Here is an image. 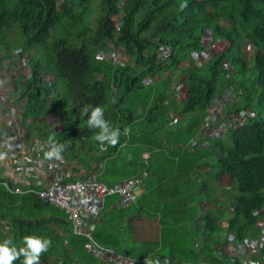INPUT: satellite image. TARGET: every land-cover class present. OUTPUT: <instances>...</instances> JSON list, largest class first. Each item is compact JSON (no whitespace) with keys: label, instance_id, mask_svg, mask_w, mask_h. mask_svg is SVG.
Listing matches in <instances>:
<instances>
[{"label":"trees","instance_id":"trees-1","mask_svg":"<svg viewBox=\"0 0 264 264\" xmlns=\"http://www.w3.org/2000/svg\"><path fill=\"white\" fill-rule=\"evenodd\" d=\"M14 28L18 56L31 75L16 83L26 142L36 141L46 152L52 136L65 146L60 157L85 164L87 175L93 163L117 166L130 146L140 153L176 145L203 152V164L235 196L231 209L217 201V211L196 223L192 240L198 252L191 249L192 255L205 264H241L245 252L228 255L225 249L258 238L253 212L264 209V0H0V54L6 57ZM212 46L221 50L199 67L193 63L192 54ZM159 49L168 52L162 60ZM108 50L125 61L102 59ZM225 92L233 98L225 103V117L247 109L254 116L208 138V108ZM85 105L103 107V118L120 131L115 145L94 138L99 129L86 126ZM169 111L177 122L172 127ZM149 167L139 161L116 170L127 179H146ZM107 177L98 180L106 183ZM114 199H106V206ZM124 217L100 216L92 232L97 244L122 256L130 249L121 245L128 229ZM3 224L9 228L4 240L18 245V252L25 236L49 239L39 264H100L83 251L86 240L71 233L64 213L33 193L14 195L0 186ZM162 239L171 241L170 235ZM252 259L264 264V246ZM22 260L21 254L11 264Z\"/></svg>","mask_w":264,"mask_h":264},{"label":"built area","instance_id":"built-area-1","mask_svg":"<svg viewBox=\"0 0 264 264\" xmlns=\"http://www.w3.org/2000/svg\"><path fill=\"white\" fill-rule=\"evenodd\" d=\"M207 38L209 43L210 36ZM217 52V47L212 46L206 48L200 55L192 54L191 57L193 63L199 67L211 60ZM158 53L157 57L162 60L168 52L159 49ZM121 58L112 50L102 54V59L111 63H117ZM30 76L25 60H20L17 51H12L9 57L0 54V186L14 195L33 193L43 203L64 213L72 234L85 238L87 242L83 250L98 263L135 264L137 260L97 244L93 240L92 232L105 200L115 197L119 208H129L135 201V189L140 186L146 175L125 179L113 186L105 185L96 175L72 179L70 168L63 157L59 159L45 157V152L37 148L36 141L27 143L26 138L21 135V131H24L22 127L24 100H19L21 87L16 83L20 78L26 81ZM225 94L232 96L229 92L222 96ZM179 95L181 96V94L174 96L180 97ZM221 102V97L215 98L208 108L205 119L208 138L222 136L218 132L224 134L230 125L241 126L254 116L252 111L247 109L225 117V103ZM170 117L172 123L176 122L175 114ZM202 144L206 146V142ZM253 215L256 218L255 228L259 231L258 238L245 240L238 246L230 245L226 249L230 254L239 256L245 252L246 257L241 259V264H263L254 261L252 257L264 246V209L254 211Z\"/></svg>","mask_w":264,"mask_h":264},{"label":"crops","instance_id":"crops-1","mask_svg":"<svg viewBox=\"0 0 264 264\" xmlns=\"http://www.w3.org/2000/svg\"><path fill=\"white\" fill-rule=\"evenodd\" d=\"M130 148L128 158H118L120 160L117 159L115 162L117 166L109 164L106 160L97 165L93 163L88 175L85 164L83 167L69 159L64 161L70 168L72 179H81L86 175H96L98 179L100 176L109 175L106 181L104 180L107 186L127 179L117 171L122 164L137 165L139 161H148L150 171L147 178L134 191V204L127 209H121L116 204V198L110 207L106 206L105 200L100 216H125L123 219L128 223V229L121 235L122 249L127 245L125 243H128L130 249L124 253L128 257L138 258L140 260L138 263L145 264V261H148L150 264H157L158 261L159 264H205V260H196L192 255V250L198 252V246L193 245L192 240L194 235H198L194 227L205 214L217 211V206L210 193L211 184L208 182L209 185L206 186L202 183V176H205L204 180H207L210 174L214 180L216 178V173H210L206 163L203 164L205 162L201 158L203 152L187 149L185 145H176L173 149L162 147L142 153L134 146ZM228 186L223 185V188L228 189ZM113 212L115 215H112ZM123 219L122 224L125 222ZM2 227L3 233L7 234L9 228L6 225ZM167 235H170L171 241L162 239ZM230 245L233 244L227 247ZM226 249L228 255H234Z\"/></svg>","mask_w":264,"mask_h":264},{"label":"clouds","instance_id":"clouds-1","mask_svg":"<svg viewBox=\"0 0 264 264\" xmlns=\"http://www.w3.org/2000/svg\"><path fill=\"white\" fill-rule=\"evenodd\" d=\"M17 51H19V49H17ZM219 97H222V95L217 98ZM103 112V107L99 105L94 107L85 105L82 109V114L87 113V119L85 121L86 126L89 128L99 129L94 138L99 141L102 146L105 143L107 145H115L120 135V131L117 128L109 126L103 118ZM124 131L127 132V129H124ZM48 142L50 150L44 153L45 157L59 159L65 146L63 144L56 143L52 136L48 137ZM229 208H232L231 205ZM9 245L10 242L8 240L0 242V264H11V262L21 254L23 256L22 264H39L40 254L47 251L50 241L47 238L25 236L24 248H21L19 252L15 247H10ZM145 264H150V262L145 261ZM157 264H159L158 261Z\"/></svg>","mask_w":264,"mask_h":264},{"label":"rangeland","instance_id":"rangeland-1","mask_svg":"<svg viewBox=\"0 0 264 264\" xmlns=\"http://www.w3.org/2000/svg\"><path fill=\"white\" fill-rule=\"evenodd\" d=\"M95 14H96V10L94 12V15ZM15 29L16 28L12 29L8 33V36H7L8 44H9V46H10L12 51H17L16 49H18V47L20 45V42H19L20 41V37L17 34V31ZM220 50L221 49L219 48L218 51H220ZM124 61H125V59L121 58V59H119L117 61V63H122ZM146 83H148V81H146ZM175 95L177 96V94H175ZM232 99L233 98H232L231 95L225 94L224 96L221 97V100H222L221 103H229V102L231 103ZM173 115H174V113L172 111H169V116H173ZM221 121H223V120H221ZM176 123L177 122L172 123V118H171L170 124L168 126L172 127L171 125H176ZM168 133H169V131H168ZM218 133L220 135H224V134H222L223 132H218ZM21 135L24 136L23 131H21ZM214 135H215V133H214ZM166 137H168V135H166ZM181 146H183V145H181ZM203 146H205V144L204 145L201 144V148H204ZM202 179H203L202 183H204L206 186L209 185L208 182L211 184L210 193H211V196H213L215 202L218 201L219 204L226 205L229 208L230 203H231L233 197L235 196V192L231 190V185L228 182H225V180L224 181H220V182H215V180H214V178H212L211 174L209 176H207V178H206L207 180H204L205 176H202ZM223 185H225V186L229 185V188L228 189H224ZM201 190L202 191L204 190L203 184L201 185ZM207 193H208V191H207ZM0 235L2 236V240H1V236H0V242H2L4 240V238L6 239V237H9L8 234L5 235L3 233V228L2 227H0ZM9 246L10 247H17L18 245L10 243Z\"/></svg>","mask_w":264,"mask_h":264},{"label":"bare ground","instance_id":"bare-ground-1","mask_svg":"<svg viewBox=\"0 0 264 264\" xmlns=\"http://www.w3.org/2000/svg\"><path fill=\"white\" fill-rule=\"evenodd\" d=\"M228 5V4H227ZM211 7V6H210ZM212 13V12H211ZM228 14V13H227ZM224 16V15H223Z\"/></svg>","mask_w":264,"mask_h":264}]
</instances>
